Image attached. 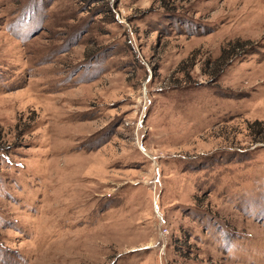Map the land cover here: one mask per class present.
I'll return each instance as SVG.
<instances>
[{
	"label": "rangeland",
	"instance_id": "rangeland-1",
	"mask_svg": "<svg viewBox=\"0 0 264 264\" xmlns=\"http://www.w3.org/2000/svg\"><path fill=\"white\" fill-rule=\"evenodd\" d=\"M0 264H264V0H0Z\"/></svg>",
	"mask_w": 264,
	"mask_h": 264
},
{
	"label": "trees",
	"instance_id": "trees-1",
	"mask_svg": "<svg viewBox=\"0 0 264 264\" xmlns=\"http://www.w3.org/2000/svg\"><path fill=\"white\" fill-rule=\"evenodd\" d=\"M261 130V129H260ZM258 133H259V130H258Z\"/></svg>",
	"mask_w": 264,
	"mask_h": 264
}]
</instances>
